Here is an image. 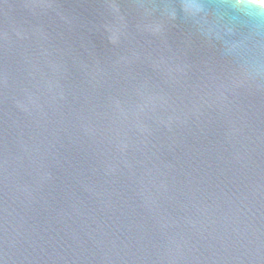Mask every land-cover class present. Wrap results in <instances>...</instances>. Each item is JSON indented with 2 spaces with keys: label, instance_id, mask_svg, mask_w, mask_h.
<instances>
[{
  "label": "water",
  "instance_id": "1",
  "mask_svg": "<svg viewBox=\"0 0 264 264\" xmlns=\"http://www.w3.org/2000/svg\"><path fill=\"white\" fill-rule=\"evenodd\" d=\"M0 264H264V4L0 0Z\"/></svg>",
  "mask_w": 264,
  "mask_h": 264
},
{
  "label": "built area",
  "instance_id": "2",
  "mask_svg": "<svg viewBox=\"0 0 264 264\" xmlns=\"http://www.w3.org/2000/svg\"><path fill=\"white\" fill-rule=\"evenodd\" d=\"M255 1H257V2H260V3L264 4V0H255Z\"/></svg>",
  "mask_w": 264,
  "mask_h": 264
}]
</instances>
